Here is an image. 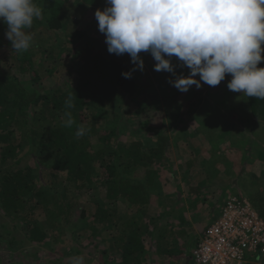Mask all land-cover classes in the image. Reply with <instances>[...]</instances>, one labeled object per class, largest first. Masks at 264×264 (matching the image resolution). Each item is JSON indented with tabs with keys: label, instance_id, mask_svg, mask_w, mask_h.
<instances>
[{
	"label": "rangeland",
	"instance_id": "374dc122",
	"mask_svg": "<svg viewBox=\"0 0 264 264\" xmlns=\"http://www.w3.org/2000/svg\"><path fill=\"white\" fill-rule=\"evenodd\" d=\"M60 1L64 3L63 29L42 34L40 27L32 28V47L22 54L13 52L5 35L7 25L0 20V57L8 59L7 63L13 66L12 75L30 93L52 89L57 82L66 81L63 77L70 67L71 49L87 53L93 47L106 45V37L99 32L95 19L96 10L108 6L106 0H99L95 6L84 3V10L78 7L77 0ZM78 29L87 33L86 38L70 44ZM62 49L65 51L59 56ZM27 55L33 61V72L39 75L36 83L30 71L24 75L16 68V62ZM140 55L145 67L143 71H135L140 86L135 99L129 102L128 98L116 107L106 100L99 107L108 113L103 125L119 123L123 142L141 141L149 146L155 143L158 133L169 136L170 159L155 166L161 183L160 197L153 198L146 213L138 215L146 224L149 222L147 242L150 231L157 227L155 243L151 244L154 250L146 257L149 261L145 264H186L183 254L190 256L188 248L195 245V222H205V216L194 217L198 207L204 204L209 208V205L211 217L221 210L228 197L240 196L248 199L259 213L264 211V120L252 113L248 97L227 88L231 76L218 86L203 84L198 89L194 85L184 93L167 81L169 77L187 76L190 70L173 58L176 76L157 72L150 53ZM26 68L29 69L28 64ZM191 161L194 166L189 168ZM33 165L28 158L22 167ZM137 177H144V173ZM45 179L49 181L48 177ZM67 187L72 203L79 210H90L92 201L103 198L98 190ZM224 188L226 192L222 195ZM74 212L71 222H64L60 229L46 226L44 242L34 244L28 238L27 226L4 216L0 210V264H72L70 258L80 255L84 256L85 264H115L119 252L114 250L110 235L102 232L93 236L90 225L85 226L91 216L84 220L79 218V211L74 209ZM163 214L165 218L159 219ZM186 214L192 215L193 220L189 222ZM33 218L41 224H46L48 219L43 208H38ZM101 227H98L100 232ZM171 227L180 231L172 234ZM170 245L173 249L168 251Z\"/></svg>",
	"mask_w": 264,
	"mask_h": 264
},
{
	"label": "trees",
	"instance_id": "16d2710c",
	"mask_svg": "<svg viewBox=\"0 0 264 264\" xmlns=\"http://www.w3.org/2000/svg\"><path fill=\"white\" fill-rule=\"evenodd\" d=\"M98 1L77 0L76 3L84 10V3L95 6ZM35 2L42 7L43 15L34 21L33 28L40 27L42 34L62 30L64 3L60 0ZM86 36V32L78 29L70 44ZM71 50L70 67L63 77L66 81L33 93L12 75L13 66L7 63L8 59L0 57V210L4 216L25 224L29 240L41 244L48 233L45 227L60 229L64 222L69 224L76 209L81 219L91 216L85 226L90 225L93 236L102 232L110 235L114 250L119 252L115 264H145L149 261L146 257L154 250L151 244L155 243L157 227L150 231L148 245L149 222L146 224L138 214L146 213L152 199L160 197L161 183L155 166L170 159L169 136L158 133L155 143L149 146L141 141H121L119 123L103 125L108 113L99 105L108 100L116 107L128 98L129 102L135 99L140 87L136 72L130 79L122 75L135 67L130 56L110 54L107 45L93 47L87 53L76 48ZM28 58L27 55L16 62V68L24 75L30 71L36 83L39 75L33 72V61ZM259 67L264 68V62ZM170 79L174 78L169 77L167 84ZM73 91L77 96L72 109L76 123L90 129L81 138L75 136V125L63 126L64 102ZM248 100L252 113L264 120V99L248 97ZM28 158L34 165L22 167ZM193 166L189 162L188 167ZM139 173H144V177L138 178ZM67 186L98 190L103 198L92 201L90 210H79L72 203ZM38 208L45 210L46 224L33 218ZM260 214L264 218V211ZM171 228L170 232L175 234L176 228ZM175 254L174 251L173 258Z\"/></svg>",
	"mask_w": 264,
	"mask_h": 264
},
{
	"label": "clouds",
	"instance_id": "9594fccd",
	"mask_svg": "<svg viewBox=\"0 0 264 264\" xmlns=\"http://www.w3.org/2000/svg\"><path fill=\"white\" fill-rule=\"evenodd\" d=\"M107 7L97 9L98 30L104 34L110 54H128L135 66L124 72L144 70L141 53H150L154 70L176 76V65L190 70L169 83L180 92L192 86L215 87L231 76L227 88L243 96L264 99V0H106ZM43 9L35 0H0V20L7 25L6 38L13 52L30 50L34 21ZM199 77L196 79L195 77ZM73 92L69 93L63 113V126L76 127L81 138L90 129L77 124ZM72 264H85L84 256L70 258Z\"/></svg>",
	"mask_w": 264,
	"mask_h": 264
},
{
	"label": "built area",
	"instance_id": "2783aa9c",
	"mask_svg": "<svg viewBox=\"0 0 264 264\" xmlns=\"http://www.w3.org/2000/svg\"><path fill=\"white\" fill-rule=\"evenodd\" d=\"M189 264H264V218L248 199L228 197L192 249Z\"/></svg>",
	"mask_w": 264,
	"mask_h": 264
},
{
	"label": "crops",
	"instance_id": "0c3cea01",
	"mask_svg": "<svg viewBox=\"0 0 264 264\" xmlns=\"http://www.w3.org/2000/svg\"><path fill=\"white\" fill-rule=\"evenodd\" d=\"M188 138V137H187ZM225 190V188L224 189H222V195H225V192H226V190ZM195 200L197 199V197H195L194 198ZM203 204V203H202ZM208 207L209 208H206V206H204V204L202 205V206H200V207H198L197 208V210H194L195 211V213H194V217H199V214L200 215H202V216H205V222H198V221H196L195 223H196V225H194V229H195V238H194V240L196 239V241H195V245H196V243H197V241H198V239H199V237L201 236V234L203 233V231L219 216V214H220V210L219 211H217V213H215L214 214V216H211L210 217V206L208 205ZM204 208V209H203ZM207 210H206V209ZM206 211H208V212H206ZM187 215V218H188V221L190 222V220H193V217H192V215L190 216V215H188V214H186ZM171 222H173V220H171ZM170 222V223H171ZM192 223V222H191ZM176 231H180L179 229H176ZM195 245H191L189 248H188V254L190 255V256H187V255H184L183 254V256H184V261L185 260H187V262L185 261V263L186 264H189L190 263V259H191V252H192V249L195 247Z\"/></svg>",
	"mask_w": 264,
	"mask_h": 264
}]
</instances>
